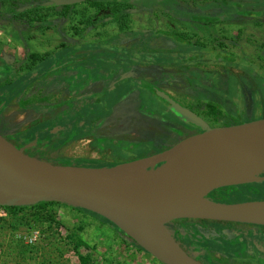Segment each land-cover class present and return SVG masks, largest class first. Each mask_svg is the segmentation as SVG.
Listing matches in <instances>:
<instances>
[{
  "label": "flooded vegetation",
  "instance_id": "af4514ba",
  "mask_svg": "<svg viewBox=\"0 0 264 264\" xmlns=\"http://www.w3.org/2000/svg\"><path fill=\"white\" fill-rule=\"evenodd\" d=\"M244 1L87 0L55 6L47 0H0V90L12 93L17 88L14 80L26 78V86L19 91L28 107H20L40 114L41 123L86 104L109 106L102 114L92 116L83 134L66 144L83 142L92 152L90 160L104 164H120L159 153L202 132L177 113L174 104L190 110L211 128L230 126L207 115L205 103L211 101L223 106L232 101L227 109L233 114L241 113L247 121L263 117L255 116V107L262 105L264 86L254 78L264 76V6L258 8L254 1ZM33 3L40 7L31 9ZM79 6L90 11V23L82 24V30L71 25L66 35L55 30L58 25L46 16L47 11L57 9L64 18ZM112 7L118 9L116 16L111 13ZM256 17L263 22L258 28L254 23L241 24ZM32 32L39 38V50H30ZM52 37L54 45H48ZM124 79L137 86L125 87L114 101L100 99ZM220 80L227 83L219 86ZM240 80L247 81L244 88ZM149 86L166 101L162 114L141 103L140 91L147 92ZM123 109L121 122L137 120L153 129L135 132L131 128L129 135L119 134L111 125L105 127ZM100 140L127 143L146 151L141 157L120 162L109 149L98 145ZM260 175L264 176V171ZM238 186L241 185L215 189L207 198L250 201L239 200L237 194L244 190ZM228 196L233 199L226 200ZM228 223H234L237 229H222L225 243L229 240L231 246L229 251L207 250V259L201 255L194 258L203 264H264V226ZM257 235L262 239H257Z\"/></svg>",
  "mask_w": 264,
  "mask_h": 264
},
{
  "label": "water",
  "instance_id": "95a60500",
  "mask_svg": "<svg viewBox=\"0 0 264 264\" xmlns=\"http://www.w3.org/2000/svg\"><path fill=\"white\" fill-rule=\"evenodd\" d=\"M69 6L87 0H47ZM202 132L149 156L114 166L47 162L17 144L0 120V207L55 202L108 220L161 264H203L175 239L177 220H210L264 226V199L211 200L215 189L264 181V116L209 127L177 104ZM202 162L198 169L192 164Z\"/></svg>",
  "mask_w": 264,
  "mask_h": 264
},
{
  "label": "rangeland",
  "instance_id": "374dc122",
  "mask_svg": "<svg viewBox=\"0 0 264 264\" xmlns=\"http://www.w3.org/2000/svg\"><path fill=\"white\" fill-rule=\"evenodd\" d=\"M181 1L186 2L187 0ZM248 1H254L257 6H264V1L245 0L244 2ZM256 5H253V7H256ZM245 6L246 4L242 8ZM55 10L47 11L46 16L49 20H54L58 25L55 30L58 32L63 31L65 35L68 34L69 26L71 25H77L78 29L82 30V24L90 23L89 17H91V13L86 6L76 7L72 12L68 13L67 17H64L65 20H63L64 18H62L63 16H61L60 12H57V9ZM255 14L259 17L257 12ZM257 17L254 21L249 19L250 21L242 22L241 24L254 23L255 27L258 28L263 25V22ZM174 24L181 26L179 22H174ZM54 35H56V32H54ZM32 39L33 44H31L30 50H39L40 41L34 32H32ZM49 40H51V43H48V45H54L55 39L52 37ZM18 55L22 57V51L19 50ZM25 55H27V52ZM46 65L47 62L44 67ZM4 72L6 74L9 73L8 70ZM254 80L263 88L264 76L258 75ZM14 81L17 90L24 88L28 82L26 78L25 80L22 78ZM246 82L240 80L243 88ZM134 83L129 79L119 81L118 86L114 88V90L116 89L115 91L107 92L100 99L102 98L101 100L105 102L114 101L115 98L117 99L124 93L125 87L129 85L136 87L137 84ZM218 83L219 86H222V83L224 85L227 81L222 82L220 80ZM146 91H140L141 103L147 106L149 110L156 113L159 111L162 114L166 101L159 94H156L151 86L146 87ZM21 94H19L20 98L24 97V94ZM108 107L86 104L74 112L65 113L59 117L50 118L43 123H38L29 130L30 133L40 134L42 138L33 140L32 145H30L31 143H24L25 141L20 139L16 131L13 132V137L22 144L27 152H31L34 156L50 163L63 162V160H55V158L59 157L92 159V152L86 149L83 142L66 144L83 134L86 125L91 123L92 116L102 114ZM123 110L124 112L121 113L119 111L118 114H115L105 127L111 125L119 134L128 133L131 128L135 132L142 128L149 131L153 129L151 126L147 127L145 123H138L137 120L134 123L133 121L121 122L120 115L123 116L125 114V109ZM256 111L258 112L255 113V116H264V96H262L261 107H255ZM8 112L12 113V111ZM20 126L24 127L25 125L23 123ZM128 134L131 135L130 133ZM100 142L98 145L103 149H109L120 162L141 157L146 151V149L144 150L141 147H130L127 143H112L109 140H100ZM116 163H99V165L107 167L114 166ZM239 195L240 199L244 197L242 194H237V196ZM225 199L231 200L233 198L228 196ZM215 227L220 230L225 229V227L237 230L234 228V223L217 224ZM262 237L264 239V235ZM262 237L257 235V239H262ZM77 238L86 244L87 247L85 249L76 250L74 248V242ZM204 247H208L209 250L215 252L218 250L228 252V248L231 246L221 239L220 243L216 245L210 243V241L209 243L206 242ZM86 255H88L89 259L87 264H161L147 253L124 243L111 227L104 225L99 219L84 215L68 207L60 205L48 207L32 205V207L15 211L0 208V264H82L79 257ZM211 255L215 257V255Z\"/></svg>",
  "mask_w": 264,
  "mask_h": 264
},
{
  "label": "trees",
  "instance_id": "16d2710c",
  "mask_svg": "<svg viewBox=\"0 0 264 264\" xmlns=\"http://www.w3.org/2000/svg\"><path fill=\"white\" fill-rule=\"evenodd\" d=\"M30 7H31V9H35V8H39L40 5L38 3H36V4L33 3V4H30ZM257 7L259 8L261 6H257ZM65 8H67V7H65ZM116 10H118L116 7L111 8V13L113 16H116V12H115ZM13 91L14 92L11 93V92L7 91V89H6V91L0 90V113L3 111V109L6 107L7 103L11 99H13L15 97L20 98L19 94L21 91H19L17 89H15ZM223 101H224V99H221V102H223ZM231 103H232V101H229L226 104L227 106H223L224 104L221 105V103L219 104L218 101L217 102L211 101V103L207 102V103H205V106L207 108V115L211 116V118L214 120L220 121L221 124H223V125H236V124H240L242 122L247 121L248 118H246L244 115L242 116L241 113H234L233 114V113H231L230 110L227 109V108H230L228 106H230ZM256 103H258V102H256ZM20 105H21V107H28L26 101L21 100ZM224 108H226V110ZM223 109L225 111H223ZM252 117H254V116H252ZM39 136H40V134H39ZM41 138H42V136L39 137V139H41ZM20 139H22V138H20ZM30 140L33 141L34 137L32 136V138H30ZM24 143H29V141H25ZM17 144L19 145V147L24 148L21 143L17 142ZM25 152L31 156H34L31 152H27V150H25ZM55 160H57V161L63 160V162H58V163L56 162L54 164L101 167V165H99L98 162L92 161L90 159H85V158H63V157H59V158H55ZM238 187L240 189L244 190L243 193H241V192L240 193L243 195L244 194L246 195L242 199H239V200H260V199L264 198V182L251 183V184H247V185H241ZM53 205L65 206V207H68L74 211L80 212L84 215L99 219L104 225L111 227L121 237V240L124 243L130 244V245L134 246L135 248L145 252L142 248H140L134 242L132 243V242L126 240L123 237L122 232L119 231V229L115 225L110 223L108 220L96 215L95 213H92V212H89L87 210L80 209V208L70 207L68 205L61 204V203H55V202H43V203L35 204L33 206L48 207V206H53ZM28 207H32V206L0 207V208L15 211V210H21L23 208H28ZM225 223L227 224L228 222H219V221H210V220H194L193 221V220L185 219V220H177V221L172 222L171 224L173 227H170L169 229L172 232L175 239L177 240V242L192 257H197L196 255H201V257H203L204 259H207L206 252L209 249H208V247H204V245L206 242L209 243V241H210V243H214V245L219 243V241L221 239L224 240V242L226 241L224 238L225 235L223 236L224 232L222 231V229L220 230V229H217L215 227V226H217V224H225ZM228 224H231V223H228ZM228 241L226 243H228ZM86 247H87L86 244L81 239L77 238L75 240L74 248L76 250L85 249ZM79 258H80L82 264L88 263V260H89L88 255L80 256Z\"/></svg>",
  "mask_w": 264,
  "mask_h": 264
},
{
  "label": "crops",
  "instance_id": "0c3cea01",
  "mask_svg": "<svg viewBox=\"0 0 264 264\" xmlns=\"http://www.w3.org/2000/svg\"><path fill=\"white\" fill-rule=\"evenodd\" d=\"M21 100L24 101V97H15L11 99L7 103L6 108L0 113V117L9 131L12 133L16 131L20 138L32 143V140H30L32 136L34 137V140L40 137L38 133H30L31 128H34L38 123H41L39 117L40 114H37L32 110H22L20 107ZM8 111H12V113ZM23 123L25 126L21 127L20 125Z\"/></svg>",
  "mask_w": 264,
  "mask_h": 264
},
{
  "label": "bare ground",
  "instance_id": "6f19581e",
  "mask_svg": "<svg viewBox=\"0 0 264 264\" xmlns=\"http://www.w3.org/2000/svg\"><path fill=\"white\" fill-rule=\"evenodd\" d=\"M201 162H202L201 158H197V159L195 160V162H193V164H192V168H193V169H198V168H199V165L201 164Z\"/></svg>",
  "mask_w": 264,
  "mask_h": 264
}]
</instances>
